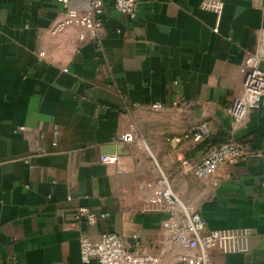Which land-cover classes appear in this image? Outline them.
Returning a JSON list of instances; mask_svg holds the SVG:
<instances>
[{"label": "crops", "instance_id": "crops-1", "mask_svg": "<svg viewBox=\"0 0 264 264\" xmlns=\"http://www.w3.org/2000/svg\"><path fill=\"white\" fill-rule=\"evenodd\" d=\"M136 10L131 20L104 2L97 46L78 26L50 31L64 15L57 0H0V264H84L80 233L104 228L173 264L181 247L164 242L165 214L148 203L157 165L207 228L251 233L248 251L214 250L215 264H264V158L221 165L215 185L192 173L208 135L264 153V107L240 122L228 114L233 67L264 50V0H138ZM79 208L109 218L88 228Z\"/></svg>", "mask_w": 264, "mask_h": 264}, {"label": "built area", "instance_id": "built-area-1", "mask_svg": "<svg viewBox=\"0 0 264 264\" xmlns=\"http://www.w3.org/2000/svg\"><path fill=\"white\" fill-rule=\"evenodd\" d=\"M64 10L62 18L50 28L52 33L66 30L70 26H78L84 32L81 39L89 37L100 46L99 33L103 26L100 17L102 4L111 2L114 8L129 19L136 18L138 0H91L89 7L79 10L71 5V0H57ZM202 6L222 11L221 2L205 1ZM232 82V101L228 114L234 121H242L248 112L264 107V50L247 54L236 64L230 74ZM159 108L157 104L152 105ZM197 139L207 135L203 125ZM56 136L57 130L53 131ZM134 131L121 136V140L132 142ZM179 141V137L175 138ZM53 144H56V139ZM251 158H264L261 151H249L244 142L229 138L214 145L203 148L202 158L192 167L193 175L204 183L217 184L215 173L221 165H235ZM101 162L113 164L119 168L120 160L116 154L100 156ZM148 203L154 210L164 212L162 223L164 242L181 247V254L173 264H215L212 252L222 253L245 252L250 249L251 233L242 229H209L205 220L193 204L184 202L173 190L168 173L159 165L156 166V177L148 196ZM109 218L107 212H94L87 208H79L76 220H83L88 228L99 221ZM70 226L77 225V221ZM80 258L84 264L96 260L98 264H161V257L152 252H146L137 235H132L129 242L113 230L104 228L98 238H92L88 229L79 235Z\"/></svg>", "mask_w": 264, "mask_h": 264}, {"label": "trees", "instance_id": "trees-1", "mask_svg": "<svg viewBox=\"0 0 264 264\" xmlns=\"http://www.w3.org/2000/svg\"><path fill=\"white\" fill-rule=\"evenodd\" d=\"M229 138L230 137H228V135L226 133L220 132L218 135H216L214 137L208 135L206 138H204V140H202V144L214 145V144H218L222 141H225Z\"/></svg>", "mask_w": 264, "mask_h": 264}]
</instances>
